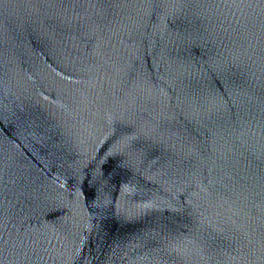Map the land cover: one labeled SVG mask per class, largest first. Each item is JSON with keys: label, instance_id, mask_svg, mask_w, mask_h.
Listing matches in <instances>:
<instances>
[{"label": "water", "instance_id": "1", "mask_svg": "<svg viewBox=\"0 0 264 264\" xmlns=\"http://www.w3.org/2000/svg\"><path fill=\"white\" fill-rule=\"evenodd\" d=\"M0 264H264V0H0Z\"/></svg>", "mask_w": 264, "mask_h": 264}]
</instances>
